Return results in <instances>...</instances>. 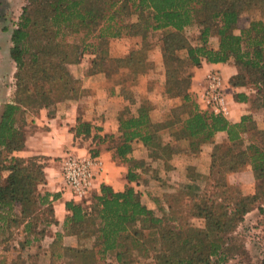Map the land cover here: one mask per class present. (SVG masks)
Masks as SVG:
<instances>
[{
  "label": "trees",
  "instance_id": "trees-1",
  "mask_svg": "<svg viewBox=\"0 0 264 264\" xmlns=\"http://www.w3.org/2000/svg\"><path fill=\"white\" fill-rule=\"evenodd\" d=\"M244 13L250 14V19L239 28L238 21ZM194 23L199 25V42L191 45L182 32ZM157 32L161 34L166 68L163 93L173 101L170 111L165 117L153 118L150 101L145 97L135 113L129 107L119 111L117 137L109 133L95 135L98 143L108 139L114 156L130 163L128 180L136 179L138 174L136 159L127 156L134 141L142 142L149 157L169 168L174 155L185 148L196 155L218 131H225L233 142L243 139L255 126L257 118L252 113L232 122L221 114L202 110L190 92L193 72L184 73V64L195 68L202 61H239L244 70L232 75L229 83L256 90L257 108L262 110L264 121V0H27L11 33L9 50L17 67L16 103H3L0 114V171H8L0 182V235L5 233L15 210L23 221H33L38 219L36 210L48 206L49 216L40 220L44 219L47 225L60 224L52 203L56 194L36 192L37 185L45 182L43 163L32 167L12 154L25 146L26 110L20 103L38 105L64 97L66 92L76 95L79 86L71 84L63 61L89 52L92 71L99 72L107 57L100 41L138 36L144 43ZM214 33L216 41L211 42L209 38ZM66 35L76 36L82 43L80 50H74L73 58L67 53H56L53 48L61 40L66 43ZM182 50L183 57L178 53ZM125 58L132 66L139 60L132 51ZM48 61V68L41 67L40 63ZM25 83L32 86L25 88ZM72 130L76 135H90L91 123L78 118ZM256 133L260 138L246 136V145L238 150L216 143L208 172L198 182L166 195L168 212L164 216H157L132 185L114 190L102 184L90 208L67 201L69 213L52 243L66 235L75 236V243L62 245L58 256L68 258L67 264H100L113 253L118 262L125 263L134 252L145 250L146 242L140 237L146 235L159 239L161 244L155 255L156 264H215L213 256H218L217 264L225 261L228 252L223 234L236 227L260 193L264 195L262 190L247 195L232 192L225 182V176L248 164L260 182L258 189L264 190V128ZM89 154L99 155V148H91ZM189 194L193 197L190 205L184 200ZM184 206L189 214L204 218L205 225L185 223L187 235L182 239L169 223L184 218ZM25 226L29 230L34 223L28 221Z\"/></svg>",
  "mask_w": 264,
  "mask_h": 264
},
{
  "label": "rangeland",
  "instance_id": "rangeland-1",
  "mask_svg": "<svg viewBox=\"0 0 264 264\" xmlns=\"http://www.w3.org/2000/svg\"><path fill=\"white\" fill-rule=\"evenodd\" d=\"M26 3L27 0H0V90H16L15 74L17 67L10 56L9 50L12 44L11 33L19 21L22 8ZM249 19L250 14H242L238 21V27L246 26ZM236 31L238 32V29ZM182 33L191 45H196L199 42L200 31L198 24H192L185 28ZM160 37V32H157L148 36L144 43H141V38L138 39L139 41H136L132 37L123 39L110 38L100 41V46L105 49L107 57L101 64L103 69L101 73L102 77L100 79H91L95 80V88L111 90L115 93L120 92V90H128L133 95L146 94V92L155 93L154 96H150L151 103L153 106L162 105L165 102V98L159 91L164 88L166 68L162 56V41ZM209 39L211 42L216 41L215 33ZM77 40L76 36L66 35L64 38V42L66 43H63L61 40L54 45V51L56 50V53L58 51L59 53H67L68 57L73 58L76 55L74 50L82 48V43ZM72 47L73 49H71ZM131 51L139 59L135 66L126 61V58L123 59ZM178 53L183 57L185 51L182 50ZM91 60L89 52H84L79 58L75 57L72 60L62 62L64 72L71 78V84L79 86V90H86L82 89L83 77L81 74L84 71L86 73L91 71ZM229 61L235 63L239 71L244 70L243 65L239 61L234 59H230ZM49 63L50 61L40 64L41 67L45 66L48 68ZM88 63L89 68L87 70L86 65ZM74 65L78 67L76 70L78 74H74V70H72ZM185 65L184 73L189 70L193 72L194 67ZM31 86V83L24 84L25 88ZM115 97L116 100H113L112 104L108 102V108L111 109L112 106V109L108 112L109 122L114 121L117 111L124 105L123 100L119 96ZM197 104L199 105L198 100ZM156 111L155 113L162 117V111ZM251 124H249L250 127ZM262 128H264V121L258 118L255 120V126L250 128V132L248 135H244L243 139L233 142L226 141L222 144L224 147H230L235 150L241 149L246 145V136L253 135L257 139L260 138L256 132ZM134 149L136 151V167L142 168L141 171L144 170L145 172L142 176L144 181L143 187H145L144 191L146 192L143 201L147 204H152V209L157 216H164L168 212L166 208L167 194H174L180 187H185V185L194 181L198 182L204 174L201 166L202 161L200 159L197 161L196 157L192 156L188 151V158L184 159L180 170H173L168 174L162 170L163 165L160 164V169L156 166V172L152 174L150 171H147V150L143 143L137 141ZM15 152L12 154L20 156L15 154ZM20 157L24 159L27 165H34L32 167L42 164V159L37 155ZM7 174L8 171L6 170L0 171V182L5 180ZM225 179L228 190L232 192L237 191L238 193L247 195L252 194L256 190H259V193L260 190H262L261 192L264 191L262 188L258 189L260 182L255 180L251 167L248 164L240 167L237 172L228 174L225 176ZM36 192L40 194L46 192L43 183L37 185ZM191 198H193L191 194L184 198L188 205L191 204ZM182 210L183 213L181 215L184 218L180 221L177 220L178 223L170 222L169 226L175 229L179 238L183 239L187 235L185 223L188 226L203 227L205 219L189 214V209L185 206ZM35 214L38 219L33 221L28 218L25 219L26 221H23L18 217L19 214L16 210L14 211V215H11L10 223L5 228V233L0 235V264H67L68 258L58 256V253L62 252V245L67 246V244L72 243L74 240L71 241V239L63 238L52 243L55 232L61 229L62 223L47 225L44 223V219L40 220L42 217L46 218L49 216L50 209L48 206L43 207L41 210H36ZM28 221L34 223V226L26 230L25 224ZM143 240L146 242L145 250L134 252L128 262H118L112 253L108 254L106 260L100 264H156L155 255L161 246L159 239L154 240L152 236L144 235L140 237V241L143 242ZM222 240L228 253L225 254V261L221 260L220 264H262L264 261V195L260 193V197L252 209L242 217L234 229L223 234ZM211 259L213 263L217 264L218 256H213Z\"/></svg>",
  "mask_w": 264,
  "mask_h": 264
},
{
  "label": "crops",
  "instance_id": "crops-1",
  "mask_svg": "<svg viewBox=\"0 0 264 264\" xmlns=\"http://www.w3.org/2000/svg\"><path fill=\"white\" fill-rule=\"evenodd\" d=\"M123 38L128 37H122L119 39ZM132 38L137 41L140 37L132 36ZM86 67L88 70L89 63ZM90 67L91 71L89 73L84 71V73L81 74L83 77L82 89L86 90H78L76 95L66 92L64 97L54 98L48 103L38 105L30 104L29 102L20 103L22 109L26 110V122L23 123L25 146L22 149L17 150L15 154L20 156L37 155L42 159L45 175V182L43 183L44 189L56 194L52 203L55 218L60 224L69 213L66 208L67 201L72 200L81 204L84 208H90L94 205V197L100 192L102 184L109 185L114 190H123L126 186L132 185L136 190H139L142 193L143 200L146 194L144 191L145 187H143L144 181L142 179V176L145 173L144 170L141 171L142 168L139 169L136 167L135 171L138 173L136 179L128 180L127 173L130 163L114 156L115 151L109 147L110 143L108 139L105 140V142L98 143L95 135L96 133L100 135L109 133L114 134V137H117L119 135V111L125 107H129L132 113H135L142 102V98L147 97L149 99V103L152 107V115L155 119L160 117L159 114H156L158 113L156 110L162 111V117H165L173 105V101L163 93V90L159 92L164 96L165 102L162 105L153 106L150 96H154L155 93L146 92V94L133 95L128 90H120V92L115 93L111 90H100L99 88H95V80L91 79H100L102 77V71L93 72L92 65ZM77 69L78 67L76 65L72 67L74 74H78L76 73ZM213 69L220 72L225 83L228 113L222 116L226 117L229 121L237 122L243 115L252 113L257 119L261 118L262 120V110L257 108L256 90L249 86H234L229 83L230 77L239 72V68H237L236 64L230 61H202L200 66L193 69L190 92L196 102L197 94L203 89L206 74ZM15 91L16 90H0V97H2L0 98V114L2 112L3 103H16L14 99ZM115 96H119L123 100L124 105L117 111L114 121L109 122L108 112L112 109V106L111 109L108 108V102H111L112 104V101L116 100ZM132 97L134 98V101L131 100ZM78 118L91 123L90 135L85 136L83 133L76 135L74 133L72 128L78 123ZM98 128L101 129L98 130ZM226 141H229L226 132L218 131L214 135L212 141L204 142L201 145L200 151L196 155L191 154L196 157L197 161L199 159L202 161L201 166L204 174L209 170L211 160L210 154L214 145ZM136 142L137 141L133 142V148L132 151L128 153V157H136V151L134 149ZM96 146L99 148V156L103 160V169L94 177L90 191L83 198H75L64 182L62 174V159L69 152L86 154L90 152L91 148H95ZM146 158L148 160V172L150 171L154 174L156 172V166L160 169V164H162V170L169 174L173 170L176 171L182 168L184 159L188 158V154L187 149L185 148L182 153L174 155L170 160L169 168L160 161L153 160L149 157L148 151L146 152ZM145 204L152 208V204ZM64 238L73 241L75 236L66 235ZM74 243L75 242L73 241L72 244Z\"/></svg>",
  "mask_w": 264,
  "mask_h": 264
},
{
  "label": "built area",
  "instance_id": "built-area-1",
  "mask_svg": "<svg viewBox=\"0 0 264 264\" xmlns=\"http://www.w3.org/2000/svg\"><path fill=\"white\" fill-rule=\"evenodd\" d=\"M197 100L203 110L221 115L228 113L225 83L218 70L206 74ZM102 169L103 160L99 155L67 153L62 159L63 179L75 198H83L90 191L94 177Z\"/></svg>",
  "mask_w": 264,
  "mask_h": 264
}]
</instances>
